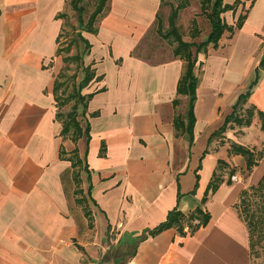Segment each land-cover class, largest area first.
<instances>
[{"label":"crops","instance_id":"0c3cea01","mask_svg":"<svg viewBox=\"0 0 264 264\" xmlns=\"http://www.w3.org/2000/svg\"><path fill=\"white\" fill-rule=\"evenodd\" d=\"M224 4L232 31L198 55L192 137L175 125L178 117L188 124L189 97L178 93L185 61L136 54L164 0H107L93 32H83L82 69L95 78L77 110L88 134L72 150L92 212L81 214L71 197L77 167L57 118L70 0H0V264L254 263L237 205L264 182V0ZM207 30L199 29L201 43ZM238 147L253 154L251 170ZM173 211L181 222L151 234ZM102 230L118 237L104 251L122 245L107 260Z\"/></svg>","mask_w":264,"mask_h":264},{"label":"rangeland","instance_id":"374dc122","mask_svg":"<svg viewBox=\"0 0 264 264\" xmlns=\"http://www.w3.org/2000/svg\"><path fill=\"white\" fill-rule=\"evenodd\" d=\"M215 2L216 0H164V6L160 12L158 23L153 32L142 42L136 54L155 61L167 60L172 57V54L177 49L179 38L186 43L193 42L194 39H196L194 44L198 46L201 44V40H198L200 34L199 29H201L202 32L208 31L209 21L206 14L208 15L211 12ZM69 6L68 13L63 15L64 27L60 36V55L65 60L63 70L59 77L61 87L58 90V112L63 117L61 120L62 123L69 121V117L67 116L73 111L75 104H77L76 92L80 86L79 83L84 77L82 72L83 66L80 60L84 45L80 36L83 35L86 24L90 22V15L99 8L103 10L105 8L104 2L101 3V1L98 2V0H70ZM244 6H246V4H244ZM245 10L244 7L243 11L245 12ZM79 12H83V18H79ZM176 15H178L177 18ZM196 20H198V22ZM166 34H170V39L164 37ZM183 52L186 53L185 50ZM189 62V59L185 62L184 69H186L187 63ZM63 102L65 103L63 104ZM242 114L244 115L245 113ZM72 137L73 133L71 132L65 140L69 142V150L71 151L69 155L75 163L80 157L79 155L76 157L75 153H72L74 146H76L71 140ZM262 150L264 156V147ZM76 167L77 168L72 171L70 179L73 180L71 195L74 200L73 203L76 206V210L81 214H92L86 192L87 188H83L82 185L86 173L82 165H77ZM76 172L79 173L80 184L75 182ZM244 175L245 174H242V176ZM246 192L247 195L242 197V200L237 205V209L240 210L244 221L248 223V227L252 226L254 229V232L252 231L251 233L254 248L253 264H264V185H262L260 189H249ZM90 216H86L88 220L87 242L93 243L95 238H98V233H94L93 217L91 219ZM101 234L103 242L100 244L99 247L101 248L99 250H102L104 254L103 260H107L109 257L116 255L118 251H122V245H118V249L115 248L116 246L114 245L109 250L104 251L105 249L102 248L106 246V244H110L111 241H116L118 237L116 233H106L104 230L99 233V235ZM95 255L98 259H101L100 254L95 253ZM106 256L108 258H105Z\"/></svg>","mask_w":264,"mask_h":264},{"label":"trees","instance_id":"16d2710c","mask_svg":"<svg viewBox=\"0 0 264 264\" xmlns=\"http://www.w3.org/2000/svg\"><path fill=\"white\" fill-rule=\"evenodd\" d=\"M103 2H104V5H106L107 0H101V3H103ZM202 6H203V4H202ZM203 10H204V8H203ZM226 10H228V7L224 4V0H216L215 5H213V9L211 10V12L208 15L206 14L208 21H209V27H210V33L207 37V40L205 42H202L201 44H199L197 46L194 43H186L179 38L178 39V47L174 51V56L180 57L185 62H187L188 59L190 60V62L187 63V66H186V69L184 72V76L182 77V79L180 81V86H179V90H178L179 94L186 95L189 97V106H188V112H187L188 124L186 126V124L182 121V119L180 117H178L175 125H176V128L178 130H180V128H181L183 131L184 130L187 131L191 137L193 135V126H194L193 106H194V103L196 100V89L198 86V78L196 77V75L194 73V69H195V66L197 63V58H198L199 53L205 52L207 47L210 44L217 46L220 38L222 37V35L226 31H230V32L232 31V28L227 26L226 23L224 22V19L222 18V14ZM102 11H103V9L99 8L98 10H96L94 12V14L90 17L91 18L90 22H88L86 24L84 32H93L94 24L98 19L97 18L98 15ZM79 13H80L79 18H83V15H82L83 12H79ZM176 18H177V15H176ZM83 24H84V22H83ZM239 25H238V27H239ZM80 37H81V41L84 45L83 54H82V57L80 58V60L82 61L83 57L88 54V51L90 49V45H89L88 41L83 36H80ZM164 37L167 39H170L171 36H170V34H166ZM195 48H196V51H195ZM184 50L186 53L183 52ZM64 62H65V60H64ZM261 66L264 69V60L261 64ZM82 72L84 74V77L81 80V82L79 83L80 86L78 88V91L76 92L77 93L76 94V100H77L76 103L77 104H75V106L73 107V111L67 116V117H69V121L63 122L62 136L66 137V136H68L69 133L72 132L73 137L71 139L73 142H76L82 136V133H83L82 128L80 127L79 122L77 120V117H78L77 110L79 107L78 105L84 106V104H85L84 100L86 97V96H83L81 94V90L84 87L88 86V84L92 80H94V78H95V73L93 71H91L89 68H83ZM60 87H61L60 82H57L56 93L58 92ZM248 97H249V93L241 96L240 100L243 103H245V102H247ZM57 100L59 101V97L57 98ZM64 103L65 102H63V104ZM57 118L62 120V116L60 114H58ZM224 128H225V126H224ZM88 129L83 134L87 135ZM237 150L239 152H242V154H244L245 156H247V158H248V169L251 170L257 163L254 160L253 154L249 150H247L246 148H243V147L242 148L238 147ZM73 153H75L76 157H78V153L76 151ZM71 161L73 163L74 168L77 165L82 164V160L79 158H78L77 162H75V163L73 162L72 159H71ZM262 185H264V182L259 184L257 188H253V189H260ZM246 195H247V192H244L243 197ZM197 211H199L198 213H200L201 210L198 209ZM183 218L184 217L182 214H180L177 211H173L169 214L166 222H164L163 224L158 226L156 229H154L151 232V234L155 235V234L163 231L164 229L170 228L174 225H178ZM247 225H248V223H247ZM249 227H248L249 230L251 229L250 233H252V231L254 232V229L252 228V226H249ZM251 236H252V234H251ZM252 246H253V244H252Z\"/></svg>","mask_w":264,"mask_h":264}]
</instances>
